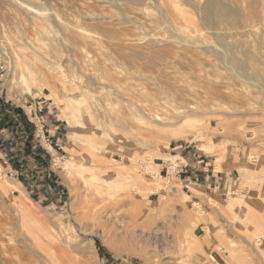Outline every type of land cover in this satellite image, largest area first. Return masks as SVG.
Returning <instances> with one entry per match:
<instances>
[{"label":"rangeland","instance_id":"rangeland-1","mask_svg":"<svg viewBox=\"0 0 264 264\" xmlns=\"http://www.w3.org/2000/svg\"><path fill=\"white\" fill-rule=\"evenodd\" d=\"M163 1L168 11L176 18L177 12L169 4L171 0ZM234 1L241 2L240 0ZM189 8L191 9V7ZM38 9L44 10L49 19L47 26L54 28L51 36L53 34L52 37H56L60 42L58 45H62L61 49L65 52L63 55L64 68H68V71L74 77L79 78L83 84H86V78L81 74L77 65L80 66L87 58L90 62L93 60L95 63L98 62L101 68H104L108 63L105 60L104 53L106 52L111 53L114 58L116 56L119 59L130 60L129 56L132 55V52L121 50L116 46L118 43H126L124 39L126 35L130 38L168 35L167 19L161 17L162 10L154 0H0V102L10 109L19 108L22 110L27 132L21 136L16 133V130L10 128L13 134L9 137L7 134L4 135L6 130L0 132V136L2 134L0 149H4V159H7L8 165L12 168V172L7 173L10 168H5L8 165L1 163L2 158L0 157V174L15 185L10 188L8 195L14 198L23 197L24 202L29 204L34 217L41 219L40 221L43 223L40 222L41 227L46 228L55 236L54 240L47 236L45 238L43 235L44 244L42 241L34 240L33 234L37 232L38 228L33 229L34 233L25 231L20 226L21 213L19 209L10 202L5 194L0 193V262L2 259L9 258L14 264H17L20 260H26L25 255H32V258L36 259L37 256L34 255H40V253L42 255L44 251L46 253V250L51 252L56 249L53 263L48 264H60V262L65 264L66 259H68L67 262L70 260L68 262L70 264H188L193 258L189 256L186 249V235L188 231H192L191 233H195L203 241L208 254L213 251L211 255L215 257V260H211L209 264H228L229 252L217 250V245L220 242L219 234L223 230L224 233L221 235H224L223 237L220 235L222 238L220 240L224 245L228 246L229 242L235 241L239 244L238 246L248 248L251 255L248 258L256 261L254 264H264V240L258 247L248 245L247 243L251 241L248 235L253 227L251 225L249 227L250 223L246 220L242 225V221L240 223L232 218L236 212L239 213V205H234L233 209L227 205L231 197L228 192L231 185H233L232 192L233 189H236L241 194H251V196L252 193L258 194L257 197L252 196L253 199L247 198L246 207L250 206L247 207V211L239 214L243 219H246L250 215L248 213L255 209L253 212L257 215L251 214L264 220V174H261L264 173V58L257 54L262 74L255 80L246 82L234 74L220 56L219 58L213 54H200L198 53L199 49H196L197 56L181 51L180 55L169 57V50L165 49L166 47L160 48L158 55L165 53L166 55L162 57L165 56L167 61L171 62L164 71L165 73L161 74L159 78L158 73H154L156 79L149 82L153 88L152 92L161 97L159 89H169L174 85L179 88L188 82L198 83V86L192 88L196 90V94L198 97L200 96L201 100L209 102L210 105L207 106L211 107L210 111L214 115L206 114L205 111L202 112L203 110L196 115L197 119H210V124L200 127L198 133L187 128L190 129L187 134L173 135L171 130L174 128L176 130L179 126L164 128L157 134L144 132L145 138L155 139L159 142V149L156 151L154 147L150 149L152 145H141L137 138L142 137L137 134L130 133L127 139V136L109 131L107 126L104 128L101 125L98 126L96 122L93 124L85 112V125H69L64 106L61 101L56 99L51 88L47 85H43L42 89L34 88L33 94L26 93L21 88L11 54L15 49H19V44L28 46L29 43L36 42V39L41 36L36 27V22L39 23V21L33 20L34 15H38ZM241 12L244 15L242 20L246 24H243L244 26L238 30L230 29L231 27L226 28L223 42L233 47L238 45L241 49L254 53L260 49L263 51L264 0H258V3L257 0H245ZM183 23L193 24L190 21H183ZM65 26L76 30L85 28L98 32L107 42L112 43L105 44L108 46L107 49L97 46L98 44L76 41L70 35L68 39H65L63 38ZM239 31H246L245 36L247 37L239 34ZM240 41L244 43V46H239ZM75 43L76 45H74ZM151 51H145L144 54L139 55V61L154 57L155 53ZM240 58L244 57L240 55ZM89 68L93 74V66ZM111 73V76L119 81H129L126 74L120 75L113 70ZM245 76L251 77L249 74ZM14 77H17L16 81ZM205 77L214 79L216 83L207 84ZM50 80L52 84L55 83L52 77ZM155 80L160 85H157ZM241 84L242 86H240ZM89 87L95 88L96 85ZM238 89L245 94L237 95ZM219 90L227 95H232V97L237 95L235 99L239 105H211L212 100H216V93ZM93 93L91 89L92 96L100 94ZM35 112L39 118L32 117ZM42 119L46 122L44 129L41 126L45 123ZM219 119L225 120L226 123L229 122V129L231 127L237 130L230 131L221 127L218 124ZM39 120H42L41 123ZM1 121L0 130L5 128V122ZM232 121L238 126H230ZM240 121L243 122L240 123ZM239 125L243 127L241 130ZM44 130L45 135L50 137L53 144L42 138L45 136ZM92 132L106 137L109 142L111 141V144L103 143L104 147L103 145L101 147L103 149L91 147L85 139L91 137ZM38 133L41 137L37 135ZM96 140L101 141L99 138ZM28 144L30 150L27 148ZM106 144L107 146H105ZM201 144L212 145V151L208 153L200 150ZM165 146L167 147L165 148ZM218 157L221 159L220 162L217 161ZM175 159L178 164L176 168L173 166ZM68 160L76 161L77 165L79 163L88 165L87 167L97 177L113 179L115 174H119L123 179L127 177L128 181H126L130 183L134 182L133 178L140 177V182L135 181L134 183H139L144 193L142 195H139L141 193L138 194V192L128 194V190H122L123 192L119 191V193L112 189L111 191L114 193L109 195L108 183L104 184V181L96 179L94 181L103 189V193H95L94 186L91 187L83 176L77 173L78 168L68 167ZM110 161L115 162V165ZM240 163L249 172L237 168ZM207 165H210L209 174H212V169H214L215 173L219 172V176L223 175L224 183L214 187V184L210 185L208 180L205 181L204 177L208 171L205 170L204 177L200 174L204 167H208ZM229 165H233V167H229ZM218 166L221 167L220 170L216 168ZM163 167L164 170H162ZM19 168L23 169L24 177L18 174ZM262 168L263 170H261ZM195 169L199 174V183L196 186L203 188L202 193L199 192L200 194L191 189L192 183L188 187H184L177 174L185 173L186 170L195 171ZM104 170L105 173H103ZM150 170L158 171L160 179H157ZM181 170L182 172H180ZM128 173H133L134 176H129ZM259 174L263 176L260 177ZM20 178L22 179L20 180ZM256 178L260 179L259 183L263 180L262 183L259 184ZM131 179L132 181H130ZM246 180L248 183H244L245 187L242 185V181ZM18 181L21 183L18 184ZM154 184L159 186V191H152ZM128 188L130 190L132 187ZM260 188H263L262 191ZM107 190L109 192H106ZM210 196L216 198L220 206L210 203ZM257 205L258 207H255ZM258 210L260 215L257 213ZM229 213H233V215ZM204 220L206 223L213 220L211 224L222 228L220 231L214 229L213 235L219 233L218 237H216L217 235L213 236L205 229ZM240 228H244V231ZM37 242L39 243L37 244ZM45 242H48V245ZM212 248L213 250H211ZM65 254L67 256L64 257ZM31 263L36 264V262Z\"/></svg>","mask_w":264,"mask_h":264},{"label":"bare ground","instance_id":"bare-ground-1","mask_svg":"<svg viewBox=\"0 0 264 264\" xmlns=\"http://www.w3.org/2000/svg\"><path fill=\"white\" fill-rule=\"evenodd\" d=\"M240 1H241L240 3H236L234 0H171L169 3L170 6L177 12V17L175 18L168 11V9L165 7V2L163 0H154V2L158 3L159 7L162 10L161 17H164V19H167L168 35H166V36H164V35L151 36L149 38L146 37L147 39L141 38V37L130 38V37H127V35H126V38H124L126 40L125 41L126 43H123V44L118 43V45H116V44L115 45L121 50H130L132 52V55L129 56V58H130L129 61L125 58V56H124V58L126 60H123V59L117 58L116 56L114 58L111 55V53L106 52V53H104L106 55L105 60L108 63L105 65L104 68H101L99 66L98 62L95 63V60H93V62H90V61H88V58H87L86 60H84L85 61L84 63H81L80 66H79V64L77 65L79 71H81V74L86 78L85 79L86 84H83V82L79 78L74 77V75L68 71V68L67 69L64 68L63 65L65 64V61L63 59V55L65 54V52L62 51V49H61L62 45L61 46L58 45L60 42H58V39L56 37H52L53 34L51 36V33H53L54 28H52V27L50 28L47 26V21L49 19H48L47 15L45 14L44 10L38 9V15H36V16L34 15L33 20L39 21V23L36 22V24H37L36 27L38 28L41 36H39V38L36 39L37 40L36 42L29 43L28 46L26 44H19L18 45L19 49L18 50L15 49L13 51V53L11 55L13 56L12 58H13V63H14V70L18 76L16 74L15 75L18 77L19 85L21 86L22 89L25 90L26 93L33 94L34 88L42 89L43 85L49 86L51 88L52 94L56 97V99H58V101H61L62 105L64 106L63 109H64V112L66 114V117H67L66 119L68 120L69 125H74V124L80 125V126L85 125V122H84V112H85L87 117L89 118V120L92 121V123L96 122L98 126L99 125H101L103 127L107 126L108 127L107 129L109 131H112L113 133H119V135H121V136H127V139H128V134H130V133H133L134 135L137 134L140 137H142V138H139V137L137 138V141L140 142L141 145H143V146L144 145H147V146L152 145V147L150 149H152L154 147V149L156 151H158L159 145H160L159 142L155 139L150 140V139L145 138L146 134H144V132L157 134L158 132L163 131L164 128L179 126L178 129L175 130V128H174L173 130H171L173 135H185L188 133L187 131H190V129H193V131L198 133L199 130L201 129L200 127L205 126V124H210V119H206V120L205 119H197L196 115L201 113L202 110H203L202 112L205 111L206 114H213V112L210 111L211 107L207 106V105H210L209 102H206L203 99L201 100L200 96L199 97L197 96L196 90L192 88L194 86H198L197 85L198 83L188 82L185 85L177 88L171 82V84L174 85L173 87L169 86L170 87L169 89L168 88L167 89H159L158 92L161 95V97L155 95L152 92L153 88L150 86L149 82L150 81L152 82L153 79H156V77L154 76V73H158V78H159V76H161V74L165 73L164 71H166V69L169 67V64L171 62V61H167L165 56H164L165 58L162 57L163 55H166L165 53L161 52L162 54L158 55L160 53V50H161L160 48L166 47L165 49H168L170 52L169 57L178 56L181 54L180 53L181 51L182 52L184 51V53L191 54L193 56H197L198 53H200V54H203V53L213 54L217 57L220 56L222 58V61L228 65V67L234 72V74H236L237 76H240L241 79L245 80L246 82H248L252 79L255 80L256 77H258L260 74H262L261 68L259 66V60L257 58V56H258L257 54H259L260 56H262L264 58V50L262 51V49H260L259 51L254 53L250 50L241 49L240 47H238L237 44H235L237 46L233 47L232 45H227L223 42L225 39L224 30L226 28L231 27L230 29L238 30L246 24V23L244 24V22L242 20V17L244 15L241 14L242 8L244 7V4H245V0H240ZM143 2H145V1H143ZM257 3H258V0H257ZM189 7H191V9ZM34 10H36V9H34ZM183 21H185V22L190 21L193 24L188 25L187 23H183ZM65 29L67 30V31L65 30V32L63 34L64 35L63 38H65V39H68V37L70 35L76 41H80V42H84V43H86V42L87 43H93L94 45L98 44L97 46H101L102 48L104 47L107 49H108V46L105 44L106 43H112V42H107V40L104 37H102L98 32L89 31L88 29H85V28L76 30L73 28L66 27ZM250 32H251V30H250ZM245 33H246V31H244V32L239 31V34H241L242 36H245ZM245 37H247V36H245ZM262 37L264 38V34H262ZM74 45H76V43ZM112 45L114 46V43ZM239 46H244V43H242V42L239 43ZM150 48H152V49H150ZM196 49H199L198 50L199 52ZM145 51H149V52L151 51L152 53H155L154 57L151 56V58L148 60L139 61L138 56L141 55L142 53L144 54ZM87 52H88V50H87ZM184 53H182V54L184 55ZM237 54L239 57L237 56ZM239 54L241 56H243L244 58H240ZM108 64H110V65L107 66ZM90 66L91 67L93 66V70H94L93 74L90 71L91 70L89 68ZM112 70H113V72L120 74V75H125V74L128 75L129 81H127V80L119 81L118 79L113 78L111 76ZM197 74H198V72H197ZM246 74L251 75V77H249V78L246 77L245 76ZM17 77H14L15 81H16ZM51 77L53 78V80L55 82L54 84L51 83V80H50ZM155 82L157 85H160L159 82H157L156 80H155ZM205 82L207 84L216 83V81H214V79H210L208 77H205ZM91 85H96V87L90 88L89 86H91ZM259 85H261V84H259ZM240 86H242V84ZM239 88H241V87H239ZM91 89H92V92H94V93L98 92L100 94L96 95V96H92ZM239 94L244 95L245 93H243L242 90L238 89L237 95H239ZM237 95H234L232 97V95H227L226 93H222L219 90L216 93V98H215L216 100H212L211 105H216V106L217 105H229V106L230 105H239L238 101L235 99V98H237ZM227 98H228V100H226ZM227 108L230 109L228 106H227ZM241 122H243V121H240V123ZM228 123L229 122L226 123V121L223 119L218 120V124L221 127H224L226 129H229ZM233 124H235V125H233ZM259 125H260V123H259ZM230 126H232V127L236 126L237 127L238 125H237V123H235V122L233 123V121H232V125L230 124ZM241 127L242 126L239 125L240 130H241ZM84 128H85V126H84ZM187 128H190V129L188 130ZM229 130L235 131L237 129L230 127ZM245 130H246V128H245ZM245 130H244V132H245ZM85 137H87V136H85ZM96 138H99L101 141H97ZM251 138H254V137H251ZM85 140H87V143L91 147H95L97 149H100L102 147V145L104 147L103 143L109 142V140H107L106 137H103L102 135H100L96 132H92L91 137H89L88 139H85ZM114 140H115V138H114ZM247 140H249V139H247ZM105 146H107V144ZM166 147L167 146H165V148ZM101 149H103V148H101ZM199 149L202 151L210 153L212 151V145L211 146L202 145L201 148H199ZM157 154L161 155L159 153H157ZM232 155H233V152H232ZM245 155H248V154H245ZM172 156L175 157V155H172ZM176 157H177V155H176ZM244 159H245V157H244ZM106 161H107V159H106ZM108 161H109V159H108ZM176 161H177V159H175L174 163H176ZM217 161L220 162L221 159H219V157H218ZM250 161H252V160H250ZM114 163H112V164L115 165ZM174 163H173V166H175V168H176V166H178V164L177 163L174 164ZM263 164H262V166H263ZM67 165H68V167L78 168L77 173H80L81 175L80 174L79 175L83 176L84 180L87 183H89L91 185V187L94 186V191L96 190L95 193H99V194L103 193V189L97 183H95V181H94L95 179L100 180L101 182L104 181L105 182L104 184L108 183L107 186L109 187V191L111 193L108 190L106 192H109V195H112L114 193V191L113 192L111 191L112 189L115 190V192H119V191L121 192L122 190H128L127 191L128 194H130V192H138V194L141 193L139 195H142V193H144V192H142L143 190L141 189V186H139V183H134L135 181L140 182V177H138V179L133 178L134 182L130 183V182H127L128 181V179H126L127 177L125 179H123V178H121V175H119V174H115L116 176H114V178H113L114 180L111 177H108V178H104V177H100V176L97 177L96 174H94L90 170V168L87 167L88 165L86 166L85 164H81V163H79L77 165L76 161L74 162L72 160H68ZM233 165H229V167L230 166L233 167ZM216 168L218 170H220L221 167L218 166ZM237 168L245 170L246 172H249L247 170V168L244 167V165L242 163L238 164ZM146 169L148 170V168H146ZM252 169H254V168H252ZM261 170H263V168ZM150 171L152 172V174L155 175V177L157 179L158 178L160 179L161 176L159 177L158 171H154V170H150ZM256 171H255V173H256ZM108 172H110V171H108ZM144 172H145V170H144ZM103 173H105V170L103 171ZM133 173H131V174L128 173V175L134 176L135 173L134 174ZM260 173H261V171H260ZM107 174H109V173H107ZM261 174H264V173H261ZM261 174H259L260 177L263 176ZM1 175L2 174H0V193L5 194L6 197H8V199L10 200V202L12 204H14L17 209H19V212L21 213L20 226L23 229H25V231L27 230V231L32 232V233H34L33 232L34 228H36V229L38 228L37 232L33 234L35 237L34 240L42 241L43 244H44L43 235H45V238L49 237L50 239H54V237H55L54 235H52L46 228L41 227V225H40L41 219L34 217L33 212L31 210L29 204L24 202L23 197H15L14 198V197L8 195L10 188L12 186H15V185L7 177L3 178V176H1ZM135 175H137V174H135ZM141 178H143V177H141ZM261 180H262V178H261ZM130 181H132V179ZM247 181L248 180L242 181L243 182L242 185H245V187H246V184L248 183ZM259 181H260V179H257L258 183H259ZM262 181H261V183H262ZM17 183L19 184L21 182L18 181ZM244 183H246V184H244ZM261 183H259V184H261ZM104 184H103V186H104ZM190 186H191V189L193 191H195L197 194H200L203 191V188L196 186L195 183H192ZM232 186L233 185L230 186V191H228V192H230L231 197L229 198L227 205L231 209H233L234 205H236V204L239 205V207H240V208H238V210L240 209L239 213L247 211V207L250 206V205H248L246 207V202L248 200L247 198H252V196L257 197L258 194L254 195L252 192H251L252 196H251V194H243V193L241 194V193H238L237 192L238 190L236 191V189H233V192H232V189H231ZM128 187H132V188H130V190H129ZM153 187L154 188L152 191H159V186L157 184H154ZM105 188H106V185H105ZM125 188H128V189H125ZM262 189H261V191H262ZM261 191L259 192V194L261 193ZM209 201H210V203H213L216 206H218V205L220 206V203L218 202V200L212 196L209 197ZM255 207H258V205ZM259 208H260V206H259ZM198 209H200V208H198ZM253 211L252 212L250 211V213H248L250 215L246 219L245 218L243 219V217L240 216L241 213L239 214L238 212H236V214H234V217H232V218H234L238 222L242 221L243 223L240 222L242 225L244 224L245 220L250 223L249 227H250V225L253 227V228L251 227L252 229L250 230L249 235H248L249 239L251 241H249V243H247V242L246 243L248 245L250 244V246H252V247H258L260 245L261 241L264 240V220L260 217L254 216L256 213ZM200 212H202V210ZM203 213H201V214H203ZM251 213H255V214L253 215ZM257 213H259V215H260L259 210ZM222 214H224V213H222ZM229 214L233 215V213H229ZM243 214H245V213H243ZM263 215H264V213H263ZM230 217H229V219H230ZM250 217H252V218H250ZM202 218L204 219V217H202ZM202 218H199V219L201 220ZM232 218H231V220H232ZM212 221H209V223L208 222L206 223L204 220V222L206 223L205 229L210 234L213 235L214 229H215V231L216 230L220 231V229H222V228H218V225L215 226L214 224H211ZM217 223L219 224L221 222H217ZM240 229H242V228H240ZM191 230H192V228H191ZM222 231H220V234L214 233L213 236L217 235L216 237H218V234H219V241L220 242L218 243V245L216 244L217 250H219V252L220 251L221 252H227V251L229 252V255L227 257L228 264H254L256 262L253 259H252L253 260L252 261L251 259L248 258V256L250 255V252L248 251V248H246L245 246L240 247V246H238L239 244L235 241L229 242L228 246L224 245L222 240H220V239H222L221 237H223V235H224V234L221 235V233H224ZM191 232L192 231H190V232L188 231L187 235H186V238H187L186 239L187 240L186 249H187L189 256H191L193 258V259L191 258L192 261H190V263H188V264H209L211 262V260H215V257L213 255H211V252H213V251H211L210 254H208L205 250V246H204L203 241L199 239L198 235H196L195 233H191ZM220 235H221V237H220ZM226 238H227V236H226ZM50 241H52V240H50ZM38 243L39 242H37V244ZM47 243L45 242V244H47ZM56 243H57V241H56ZM43 244H42V246H44ZM39 246H40V244H39ZM40 248L43 249L41 246H40ZM52 249H54V248H52ZM211 250H213V248ZM54 251L50 252V251L46 250V253H44L45 251L44 252L41 251V252H43L42 255H41V253H40V255H38V254L34 255V256H37L36 259H33L32 255L31 256L25 255L26 260H20V261H18V263L17 262L16 263L17 264H32L31 262H36V264H38V263L39 264L40 263L48 264L50 262L53 263V260L55 257ZM22 254L24 255L23 252H22ZM57 255H58V252H57ZM75 255H76V253H75ZM65 256H67V255L65 254L64 257ZM70 259H73V258H70ZM66 260H68V259H66ZM66 260H65L66 263H68L70 261L69 260L67 262ZM89 260H88V262H89ZM84 261H87V260H84ZM71 263H72V261H71ZM0 264H14V262L11 261L9 258H6V259H2ZM60 264H62V263L60 262ZM68 264H70V263H68Z\"/></svg>","mask_w":264,"mask_h":264},{"label":"crops","instance_id":"crops-1","mask_svg":"<svg viewBox=\"0 0 264 264\" xmlns=\"http://www.w3.org/2000/svg\"><path fill=\"white\" fill-rule=\"evenodd\" d=\"M23 115L24 114L22 112L19 113V112L15 111L14 109H10L9 107H7V105H5L2 102H0V121L2 120L1 122H3V121L5 122L4 123L5 128L4 129L1 128L0 132H2L3 130L4 131L6 130V133H4V135L6 136V134H7L8 137L9 136H12V134H13V131H11L10 128H13V130H16L17 131L16 133L18 135L21 134V136L23 134L27 133L26 132V127H25L26 126L25 117ZM2 117H3V119H2ZM42 120L44 121V119H42ZM44 124H46V122ZM19 127H21V128H19ZM22 128H24V129H22ZM37 135L41 137V135L39 133ZM44 135H45V132H44ZM14 138L16 139L15 136H14ZM0 139H2V134L0 136ZM51 144H53V142ZM0 147H1V144H0ZM3 150H4L3 148L0 149V157L2 158L1 159L2 160L1 163L3 162L4 157H5V154H4V151ZM201 162H203V161H201ZM207 166L208 167H206V168L204 167L203 168V170H202L203 172H201V174H200V175H203L204 173H206V171H208V174L207 175L205 174L206 176L203 175V177L205 176L204 177L205 178V181L208 180V183L210 185H213L214 184V187L217 186V185L220 186L221 183H224L225 180H224L223 175L222 176H219V172L215 173V170L214 169H212V174H209V170H210L209 169V166L210 165H207ZM5 168H9V166H7ZM162 170H164V167H163ZM9 171L10 170H8V172ZM177 174H178V176H179V178L181 180V183H182V185L184 187H188V185L190 183H195V184H198L199 183L198 182L199 181L198 180L199 174L196 172V169H195V171H193V170L192 171L186 170L185 173H181V174L177 173ZM183 174H185L184 177H183Z\"/></svg>","mask_w":264,"mask_h":264},{"label":"built area","instance_id":"built-area-1","mask_svg":"<svg viewBox=\"0 0 264 264\" xmlns=\"http://www.w3.org/2000/svg\"><path fill=\"white\" fill-rule=\"evenodd\" d=\"M35 116V117H34ZM32 117L33 118H39L38 117V114H37V112H35L34 114H32ZM40 121V123H41V121L42 120H39ZM36 126L38 127V124L36 123ZM41 126H42V129H44L45 128V124L43 123V124H41ZM47 131V130H46ZM45 132V131H44ZM44 134V133H43ZM43 139L45 138L50 144L52 143L51 142V139H50V137L49 136H43L42 137ZM17 156V155H16ZM3 164H5V165H8V161H7V159H4V161H3ZM9 166V165H8ZM9 168H10V170L11 171H9V172H7V173H11L12 172V168H11V166H9ZM183 170V169H182ZM182 170L180 171V172H182ZM18 174H21V177H24V171H23V169L22 168H20V169H18ZM26 177V176H25Z\"/></svg>","mask_w":264,"mask_h":264},{"label":"trees","instance_id":"trees-1","mask_svg":"<svg viewBox=\"0 0 264 264\" xmlns=\"http://www.w3.org/2000/svg\"><path fill=\"white\" fill-rule=\"evenodd\" d=\"M15 111H17V112H19V113L22 112V110L19 109V108H16ZM30 138H31V137H30ZM27 148L30 150L29 144H28V147H27ZM31 152H32V151H31ZM31 152H30V155H31ZM21 179H22V178H20V180H21Z\"/></svg>","mask_w":264,"mask_h":264}]
</instances>
